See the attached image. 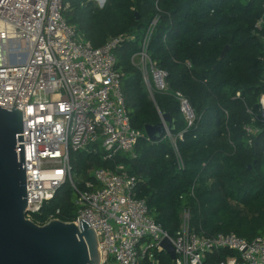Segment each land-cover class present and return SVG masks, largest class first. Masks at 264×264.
Here are the masks:
<instances>
[{"label":"trees","instance_id":"obj_1","mask_svg":"<svg viewBox=\"0 0 264 264\" xmlns=\"http://www.w3.org/2000/svg\"><path fill=\"white\" fill-rule=\"evenodd\" d=\"M62 2L66 22L93 47L124 38L113 51L131 125L142 133L135 157L106 161L91 146L71 152L77 189L92 180L91 168L120 163L137 179L135 197L145 200L169 236L179 230L184 210L197 234L264 235V125L256 123L254 135L243 128L254 124L248 110L255 112L264 94V0H106L101 7L93 0ZM150 27L148 57L166 72V88L152 93L132 59ZM177 93L192 111L191 124ZM161 113L173 120L171 138L150 141L144 126L157 124ZM75 199L64 184L33 219L43 223L53 213L72 222ZM226 255L221 250L209 260ZM170 263L161 252L157 264Z\"/></svg>","mask_w":264,"mask_h":264},{"label":"built area","instance_id":"obj_2","mask_svg":"<svg viewBox=\"0 0 264 264\" xmlns=\"http://www.w3.org/2000/svg\"><path fill=\"white\" fill-rule=\"evenodd\" d=\"M65 9L62 0H0V107H16L23 115L26 218L37 224L57 218L50 213L39 223L33 216L40 214L59 187L69 184L78 207L74 222L79 216L94 230L99 264H139L144 259L157 264L159 254L165 252L161 246L165 237L175 252L170 264H264V235L247 240L233 232L197 234L189 228L187 210L181 213L176 234H166L154 222L145 200L133 194L137 179L123 164L91 168L92 180L77 189L71 152L91 146L106 161L118 154L135 157L134 146L142 133L131 125L113 51L124 38L93 47L66 22ZM150 32L151 27L132 59L152 93L166 88V72L148 57ZM177 95L191 124L192 111ZM248 112L254 124L243 128L254 135L259 131L256 123L264 125V94L258 109ZM166 137L171 138L168 128ZM16 146L19 158L18 141ZM221 250L227 252L224 259L209 260Z\"/></svg>","mask_w":264,"mask_h":264},{"label":"water","instance_id":"obj_3","mask_svg":"<svg viewBox=\"0 0 264 264\" xmlns=\"http://www.w3.org/2000/svg\"><path fill=\"white\" fill-rule=\"evenodd\" d=\"M166 128H173V120L161 113L157 124L144 126V133L148 140L158 141ZM22 129V111L0 107V264H99L97 237L83 218L78 216L77 222L54 218L44 224L26 218ZM161 246L173 260L168 237Z\"/></svg>","mask_w":264,"mask_h":264},{"label":"rangeland","instance_id":"obj_4","mask_svg":"<svg viewBox=\"0 0 264 264\" xmlns=\"http://www.w3.org/2000/svg\"><path fill=\"white\" fill-rule=\"evenodd\" d=\"M101 1H102V0H96V1H95V2H96V5L100 6V5H101Z\"/></svg>","mask_w":264,"mask_h":264}]
</instances>
